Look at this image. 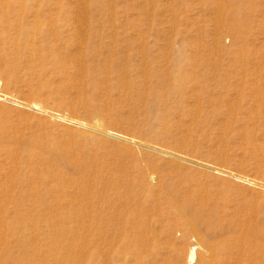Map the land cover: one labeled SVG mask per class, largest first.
<instances>
[{
    "label": "rangeland",
    "instance_id": "374dc122",
    "mask_svg": "<svg viewBox=\"0 0 264 264\" xmlns=\"http://www.w3.org/2000/svg\"><path fill=\"white\" fill-rule=\"evenodd\" d=\"M262 86L264 0H0V264L197 262L183 210L264 243Z\"/></svg>",
    "mask_w": 264,
    "mask_h": 264
},
{
    "label": "bare ground",
    "instance_id": "6f19581e",
    "mask_svg": "<svg viewBox=\"0 0 264 264\" xmlns=\"http://www.w3.org/2000/svg\"><path fill=\"white\" fill-rule=\"evenodd\" d=\"M41 2H44V1H41ZM23 7H24V5H23ZM37 10L34 11L36 13H35V15L32 16L34 18L33 20H35L37 17V12H38ZM26 17H28V16H26ZM24 24L25 23H23V20H21V21H19V24L16 23L15 26L17 27L16 29L20 32L21 35H24L25 37L29 38V33H28L29 29L27 27H25ZM26 24L29 25L30 23H26ZM34 34L35 33H33V31H31V42H33ZM238 56H239V54H238ZM263 87L264 86H262L261 88L264 89ZM253 89H256V88H253ZM236 95H238V94H236ZM253 111H255V110H253ZM60 120L65 122V123L71 124L75 127L84 128V129H87L88 131L100 134V135L105 136V137L117 139L120 141L122 140V138L119 137L117 134H115L111 131L105 130V129H101L102 127L100 128L97 125H86L85 123H83L81 121H78L76 119H72V118H69L66 116H64V117L62 116L60 118ZM94 133H92V134H94ZM133 140H124L123 139L122 141H126L127 143H131V144L134 143L135 141H137V140H135L133 142ZM149 178L151 180L154 179L155 183L158 180V178L154 175H151V176L149 175ZM155 179H157V180H155ZM182 214L184 217H186V220L199 223L201 225V227L204 229L205 235L207 237L211 238L210 241H203V247H204L205 252L200 253V255L198 256L197 262H196V258L194 256V247L193 246L190 247L189 253L187 254V257H186L187 264H264V243L257 242L256 234L254 231H250L249 233L247 231V233L245 234V237H243V236H242V238L240 237V241H239L240 246L238 248V251L240 253V257H233L231 249L233 248L232 247L233 244L236 243V239L234 237H227L224 235L225 229H227V228L223 224L218 223L212 217L203 216L201 214H198L197 212H193L191 215H187L186 211L183 210ZM237 228L241 229V227L238 225H237Z\"/></svg>",
    "mask_w": 264,
    "mask_h": 264
}]
</instances>
